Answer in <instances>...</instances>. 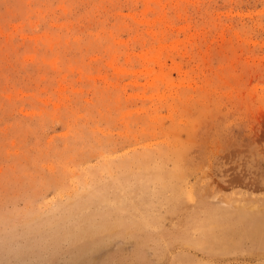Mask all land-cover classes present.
Returning <instances> with one entry per match:
<instances>
[{"label": "rangeland", "instance_id": "obj_1", "mask_svg": "<svg viewBox=\"0 0 264 264\" xmlns=\"http://www.w3.org/2000/svg\"><path fill=\"white\" fill-rule=\"evenodd\" d=\"M262 212L264 0H0V264H264Z\"/></svg>", "mask_w": 264, "mask_h": 264}, {"label": "bare ground", "instance_id": "obj_2", "mask_svg": "<svg viewBox=\"0 0 264 264\" xmlns=\"http://www.w3.org/2000/svg\"><path fill=\"white\" fill-rule=\"evenodd\" d=\"M135 156H136V155H135ZM135 156H134V157H135ZM154 158H155V157H154ZM141 159H142V158H141ZM148 159H150V158H148ZM156 159H157V158H156ZM149 161H150V160H149ZM119 162H120V160H119ZM140 162H142V161H140ZM148 165H149V164H148ZM149 167H150V166H149ZM160 167H161V166H160ZM145 168H146V167H145ZM142 170H143V169H142ZM145 170H146V169H145ZM145 170H144V171H145ZM156 170H157V169H156ZM155 172H156V171H155ZM152 173H153V172H152ZM152 173H151V174H152ZM182 173H183V172H182ZM134 174H135V173H134ZM140 174H141V173H140ZM154 174H155V173H154ZM159 174H160V173H159ZM147 175H148V173H147ZM156 175H157V173H156ZM160 175H161V174H160ZM172 175H174V174H172ZM177 175H178V174H177ZM122 177H123V176H122ZM166 177H167V176H166ZM169 177H170V176H169ZM124 179H125V178H124ZM144 179H145V178H144ZM153 179H154V178H153ZM155 179H156V178H155ZM160 179H161V178H160ZM164 180H165V179H164ZM119 181H120V180H119ZM121 181H122V180H121ZM136 181H137V180H136ZM147 181H148V179H147ZM166 181H167V180H166ZM139 182H140V181H139ZM159 182H160V181H159ZM118 183H119V182H118ZM135 183H136V182H135ZM145 183H146V182H145ZM156 183H157V182H156ZM173 183H174V182H173ZM177 183H178V182H177ZM141 185H142V184H141ZM167 185H168V184H167ZM163 186H164V185H163ZM163 186H162V187H163ZM164 187H165V186H164ZM173 187H174V186H173ZM173 187H172V189H173ZM176 189H177V188H176ZM177 190H178V189H177ZM177 190H176V191H177ZM116 191L118 192V190H116ZM117 192H116V193H117ZM177 192H178V191H177ZM119 193H120V192H119ZM183 194H184V193H183ZM184 195H185V194H184ZM171 196H172V195H171ZM173 196H174V195H173ZM177 197H178V195H177ZM177 197H176V198H177ZM179 199H180V198H179ZM80 200H81V199H80ZM177 200H178V199H177ZM170 201H171V200H170ZM224 201H225V199H224ZM260 201H261V200H260ZM173 203H174V202H173ZM176 203H177V202H176ZM225 203H226V201H225ZM232 203H234V202H232ZM256 203H257V202H256ZM260 203H261V202H260ZM241 204H242V203H241ZM253 204H254V203H253ZM246 205H247V204H246ZM229 206H230V205H229ZM240 206H241V205H240ZM207 207H208V206H207ZM262 207H263V206H262ZM195 208H196V207H195ZM236 208H237V207H236ZM244 209H245V208H244ZM207 210H208V209H207ZM239 210H240V208H239ZM231 211H232V210H231ZM231 211H230V212H231ZM233 211H234V210H233ZM243 211H244V210H243ZM245 211H246V210H245ZM248 211H249V210H248ZM254 211H255V210H254ZM261 211H263V210H261ZM250 213H252V212H250ZM256 213H257V212H256ZM262 213H263V212H262ZM230 214H231V213H230ZM243 214H244V212H243ZM254 214H255V213H254ZM263 214H264V213H263ZM242 216H243V215H242ZM242 216H241V217H242ZM245 216H246V215H245ZM251 216H252V215H251ZM259 216H260V215H259ZM260 217H261V216H260ZM229 218H230V217H229ZM220 219H221V218H220ZM256 219H258V218H256ZM236 220H237V219H236ZM240 220H242V219H240ZM240 220H239V221H240ZM248 220H249V219H248ZM220 221H221V220H220ZM233 221H234V220H233ZM251 221H252V220H251ZM259 221H261V222L263 221V223H264V217L262 216V218H261ZM256 222H257V221H256ZM225 224H226V223H225ZM241 224H242V223H241ZM244 224H247V223H244ZM255 224H256V223H255ZM253 225H254V224H253ZM229 227H230V226H229ZM231 227H233V226H231ZM251 227H252V226H251ZM238 228H239V227H238ZM223 229H225V227H223ZM257 229H258V228H257ZM228 230H229V229H228ZM259 230H260V229H259ZM233 231H234V230H233ZM262 231H263V230H262ZM225 232H226V231H225ZM247 232L249 233V231H247ZM251 232H252V231H250V234H251ZM254 232H255V231H254ZM257 232H258V234H260V233H259L260 231H257ZM231 233H232V232H231ZM234 233H235V232H234ZM236 233H237V232H236ZM252 233H253V232H252ZM238 234H239V233H238ZM244 234H245V233H244ZM258 234H257V235H258ZM261 235L264 237V234H263V233H261ZM242 236H243V235H242ZM251 236H252V235H251ZM240 237H241V235H240ZM260 238H261V236H260ZM253 239H254V234H253ZM261 239H262V238H261ZM261 239H260V240H261ZM263 239H264V238H263ZM220 240H221V239H220ZM237 242H238V240H237ZM260 246H261V245H260ZM261 249H262V248H261ZM258 252H259V250H258ZM217 258H218V257H217Z\"/></svg>", "mask_w": 264, "mask_h": 264}]
</instances>
